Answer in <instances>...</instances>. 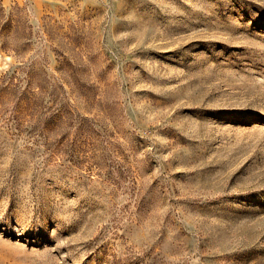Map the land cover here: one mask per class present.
I'll list each match as a JSON object with an SVG mask.
<instances>
[{
  "label": "rangeland",
  "instance_id": "rangeland-1",
  "mask_svg": "<svg viewBox=\"0 0 264 264\" xmlns=\"http://www.w3.org/2000/svg\"><path fill=\"white\" fill-rule=\"evenodd\" d=\"M0 264H264V0H0Z\"/></svg>",
  "mask_w": 264,
  "mask_h": 264
}]
</instances>
